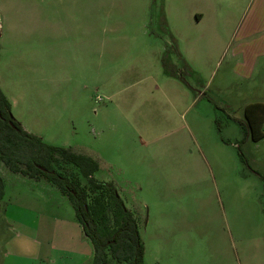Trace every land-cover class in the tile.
Listing matches in <instances>:
<instances>
[{
	"label": "rangeland",
	"instance_id": "rangeland-1",
	"mask_svg": "<svg viewBox=\"0 0 264 264\" xmlns=\"http://www.w3.org/2000/svg\"><path fill=\"white\" fill-rule=\"evenodd\" d=\"M0 11L12 118L96 160L93 179L136 219L142 264H264V137L246 135L244 116L264 103V57L245 72L232 55L236 33L264 27L253 22L264 0H0ZM16 14L68 18L61 31L16 24L52 46L18 93L6 76ZM0 177V264H93L56 186L1 162Z\"/></svg>",
	"mask_w": 264,
	"mask_h": 264
},
{
	"label": "trees",
	"instance_id": "trees-1",
	"mask_svg": "<svg viewBox=\"0 0 264 264\" xmlns=\"http://www.w3.org/2000/svg\"><path fill=\"white\" fill-rule=\"evenodd\" d=\"M246 135L257 142L264 137V103L244 109ZM0 162L13 174L56 186L73 208L83 235L93 247V264H142L144 247L136 219L126 209L114 186L93 179L95 159L71 148L45 144L26 132L11 116V105L0 92ZM69 165L76 174L57 167ZM85 180L83 185L81 180ZM4 182L0 177V201Z\"/></svg>",
	"mask_w": 264,
	"mask_h": 264
},
{
	"label": "crops",
	"instance_id": "crops-1",
	"mask_svg": "<svg viewBox=\"0 0 264 264\" xmlns=\"http://www.w3.org/2000/svg\"><path fill=\"white\" fill-rule=\"evenodd\" d=\"M1 14V11H0ZM56 18L49 17V16H22V19L20 16H14V30H13V50L10 51V54H7V70H6V76H7V85H9V90H12V92H19V88L24 86V84L33 82L32 76L35 75V71H37L39 68L36 67L39 52H41V48H48L50 50L49 46H52L50 44V40L48 39V42L45 47H43V39L40 40V38L35 34L31 33L30 31L25 30V25L21 24L22 27L18 26L17 23L21 22H30V19L34 22V19H37L38 23L48 26L50 32L53 30H64L65 24L68 22L67 17L59 15H55ZM58 17V18H57ZM193 17L195 21L200 22L201 15L198 13H193ZM259 17V16H258ZM57 22V23H56ZM253 22L255 24L261 23L263 24L264 21H262L260 18H254ZM57 24V26H54V24ZM264 28L262 25L259 27V30L256 31H243L242 33H236L234 37V48L232 51V55L234 56H241L242 61L245 63V66L243 67L244 71L245 69L249 70L251 67H247L250 63H255L258 57H264V30L260 29ZM0 36H1V22H0ZM232 37V38H233ZM49 38V35H48ZM32 51H36L37 54L32 53ZM33 59L32 67H30V60ZM41 59V56H40ZM33 70V74L30 73ZM1 81V79H0ZM41 82H38L39 85ZM3 84L1 81L0 84V92L7 98L11 105V110L14 108V103L10 101V95L7 96V93L3 89ZM31 93V91H30ZM18 95V94H16ZM18 122V121H17ZM18 124L22 127V125L18 122ZM23 128V127H22ZM24 129V128H23ZM25 130V129H24ZM263 131H264V124H263ZM27 132V131H26ZM144 247V243H143ZM145 249V247H144ZM145 252V250H144Z\"/></svg>",
	"mask_w": 264,
	"mask_h": 264
}]
</instances>
